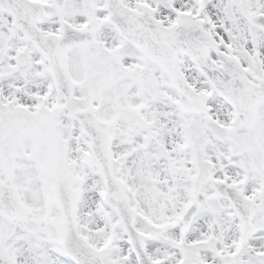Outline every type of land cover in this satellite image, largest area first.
<instances>
[{
	"label": "snow or ice",
	"instance_id": "6c2138e0",
	"mask_svg": "<svg viewBox=\"0 0 264 264\" xmlns=\"http://www.w3.org/2000/svg\"><path fill=\"white\" fill-rule=\"evenodd\" d=\"M0 264H264V0H0Z\"/></svg>",
	"mask_w": 264,
	"mask_h": 264
}]
</instances>
